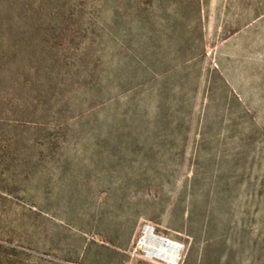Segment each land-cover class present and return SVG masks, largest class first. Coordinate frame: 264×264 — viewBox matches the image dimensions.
<instances>
[{"label": "rangeland", "instance_id": "1", "mask_svg": "<svg viewBox=\"0 0 264 264\" xmlns=\"http://www.w3.org/2000/svg\"><path fill=\"white\" fill-rule=\"evenodd\" d=\"M264 264V0H0V264Z\"/></svg>", "mask_w": 264, "mask_h": 264}, {"label": "bare ground", "instance_id": "2", "mask_svg": "<svg viewBox=\"0 0 264 264\" xmlns=\"http://www.w3.org/2000/svg\"><path fill=\"white\" fill-rule=\"evenodd\" d=\"M169 239L154 234L153 228L146 226L140 243L147 256L156 258L168 264H177L179 259V246Z\"/></svg>", "mask_w": 264, "mask_h": 264}, {"label": "built area", "instance_id": "3", "mask_svg": "<svg viewBox=\"0 0 264 264\" xmlns=\"http://www.w3.org/2000/svg\"><path fill=\"white\" fill-rule=\"evenodd\" d=\"M153 231H154V229H153ZM166 239V238H165ZM171 241V240H170ZM172 243H174V244H176L177 246H179V244H177L176 242H172Z\"/></svg>", "mask_w": 264, "mask_h": 264}]
</instances>
